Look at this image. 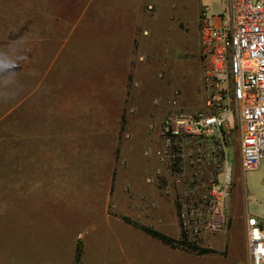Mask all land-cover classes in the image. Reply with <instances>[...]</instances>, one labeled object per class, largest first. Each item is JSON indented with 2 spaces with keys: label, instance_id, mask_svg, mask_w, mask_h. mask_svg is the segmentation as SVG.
<instances>
[{
  "label": "crops",
  "instance_id": "crops-1",
  "mask_svg": "<svg viewBox=\"0 0 264 264\" xmlns=\"http://www.w3.org/2000/svg\"><path fill=\"white\" fill-rule=\"evenodd\" d=\"M200 6L197 0H0V61L22 64L4 112L7 128H18L8 136L7 179L29 200L24 206L52 207L74 224L61 248L75 255L80 238L82 264H182L173 246L124 219L177 237L158 223L172 216L156 207L159 189L147 179L150 122L138 112L129 121L132 138L120 134L129 96L131 110L158 104L149 88L138 87L142 58L173 59L183 51L180 25L194 27ZM111 202L116 215L108 212ZM142 207H149V220ZM240 230L229 246L249 261L245 219Z\"/></svg>",
  "mask_w": 264,
  "mask_h": 264
},
{
  "label": "rangeland",
  "instance_id": "rangeland-1",
  "mask_svg": "<svg viewBox=\"0 0 264 264\" xmlns=\"http://www.w3.org/2000/svg\"><path fill=\"white\" fill-rule=\"evenodd\" d=\"M197 2L201 6L196 25H180L184 34L183 51L174 53L173 59L162 60L157 54L142 58L138 87L149 88L158 104L151 109L131 110L134 104L129 96L128 117L123 118L120 136L126 141L132 138L129 121L138 112L150 122L151 159L147 162V179L159 189L156 207L172 216V221L165 223L163 214L158 223L173 228L177 237L172 238L180 239L184 231L188 241L210 250L199 253L177 244L173 246L175 262L250 264L248 259L240 261L238 254L232 252L229 239L233 231H241L240 220L247 221L248 215L264 222V160L255 170L242 168L239 112L234 109L230 121L210 142L180 137L179 162L173 160L162 136L163 124L172 113H192L206 108L203 76L211 64L202 55L200 16L208 8L210 21L220 20L229 10L230 0ZM8 33L20 36V31ZM178 43L175 40V45ZM21 69L20 62L0 61V264H75V255L61 248L74 224L67 217L52 213V207L24 206L29 200H23V192L7 179L8 136H15L18 128H7L4 112L6 98H12L20 86ZM142 211L149 220V207H142ZM108 212L117 213L112 202ZM213 223L220 227L212 229Z\"/></svg>",
  "mask_w": 264,
  "mask_h": 264
},
{
  "label": "built area",
  "instance_id": "built-area-1",
  "mask_svg": "<svg viewBox=\"0 0 264 264\" xmlns=\"http://www.w3.org/2000/svg\"><path fill=\"white\" fill-rule=\"evenodd\" d=\"M200 26L202 55L211 64L203 76L206 108L172 113L163 124L162 136L176 161L182 157L180 137L210 142L236 109L242 168L255 170L264 160V0H230L218 24L210 21L206 8ZM247 236L250 264H264V226L253 215L247 217Z\"/></svg>",
  "mask_w": 264,
  "mask_h": 264
},
{
  "label": "trees",
  "instance_id": "trees-1",
  "mask_svg": "<svg viewBox=\"0 0 264 264\" xmlns=\"http://www.w3.org/2000/svg\"><path fill=\"white\" fill-rule=\"evenodd\" d=\"M180 160H181V158L179 157L177 161L179 162ZM124 219L127 222H129V223L141 228L145 232L149 233L150 235H152L154 237H157V238L161 239L162 241H164L165 243H167V244H169L171 246H175L177 244H181V245L190 247L191 249L196 250L199 253H206V252L210 251L208 249L200 248L196 244L188 241L187 240V234L184 231H182L180 239H174V238H172V237L160 232L159 230L155 229L154 227L140 224L137 221H135V220H133V219H131L129 217H126V216L124 217ZM83 251H84L83 241L81 239H79L78 242H77V247H76V251H75V264H80L81 263L82 257H83Z\"/></svg>",
  "mask_w": 264,
  "mask_h": 264
}]
</instances>
